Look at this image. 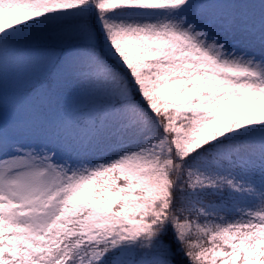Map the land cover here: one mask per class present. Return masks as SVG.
<instances>
[{
    "label": "snow or ice",
    "instance_id": "snow-or-ice-1",
    "mask_svg": "<svg viewBox=\"0 0 264 264\" xmlns=\"http://www.w3.org/2000/svg\"><path fill=\"white\" fill-rule=\"evenodd\" d=\"M0 264H264V0H0Z\"/></svg>",
    "mask_w": 264,
    "mask_h": 264
}]
</instances>
